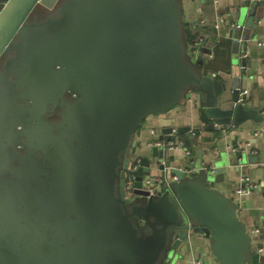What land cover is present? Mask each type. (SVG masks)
I'll return each mask as SVG.
<instances>
[{"label": "water", "instance_id": "obj_1", "mask_svg": "<svg viewBox=\"0 0 264 264\" xmlns=\"http://www.w3.org/2000/svg\"><path fill=\"white\" fill-rule=\"evenodd\" d=\"M82 3L0 0V151L6 159L0 165V264H54L57 258L63 264H175L193 234L211 240L212 253L220 264H264L261 244L249 235L236 203L212 187L225 181V167L234 163V157L242 159L244 149L224 153L213 172L201 168L204 152L200 150L193 176L172 166L170 151L163 152L158 146L152 145L150 155L132 154L135 134L147 117L169 112L191 96L199 102L198 114L206 123L194 130L235 132L246 122L258 125L264 121V103L245 93L244 77L241 80L232 68L222 78L206 72L212 50L209 45L190 44L182 0L111 1L112 15L121 21L118 44L122 66H128L125 77L130 74V58L133 63L144 59L151 62L137 69L144 77L139 80L144 91L156 88L159 80L164 87L167 78L175 95L138 109V125L123 140L103 129L99 141L77 162L76 188L63 210L48 207L56 199L61 174L74 171L61 158L67 146L81 143L77 140L72 145L76 135L69 132L67 136L69 118L84 101L81 91L103 96L98 80L90 85L83 82L84 69L90 67L92 75L98 76L107 68L113 38L102 27L89 34L84 46L86 65L81 68L76 60L65 63L46 58L39 28L56 12L74 13ZM263 11L264 0H231L227 27L234 45L252 39L250 32ZM237 54L234 67L241 62ZM50 65L61 73L55 80L56 90L61 89L57 96L49 87L41 93L36 89L40 70ZM121 85L130 96L135 94L134 82ZM172 130L166 128L155 141L167 143ZM189 131L186 128L177 134ZM19 154L33 158L29 175L19 172ZM163 159L170 168L167 173ZM136 160V179L127 193L125 173ZM173 174L179 181L170 187L163 186L152 196L144 189L146 177L170 179Z\"/></svg>", "mask_w": 264, "mask_h": 264}, {"label": "crops", "instance_id": "obj_2", "mask_svg": "<svg viewBox=\"0 0 264 264\" xmlns=\"http://www.w3.org/2000/svg\"><path fill=\"white\" fill-rule=\"evenodd\" d=\"M231 0H182L183 20L187 37L191 45L193 40L209 45L213 59L205 63L207 73L217 78L226 77L232 69L240 78L246 80L247 95L255 97L257 103H264V11L257 22L255 30H251V40L241 45H234L230 37L227 22L230 18L228 5ZM244 30H242V34ZM249 33V32H248ZM238 52L240 65L234 67L233 58ZM198 105V107L196 106ZM199 102L194 96L184 99L169 112L147 117L138 128L132 143L133 155H150L151 146L156 137L163 135V130L172 127L178 131L190 128L189 133L179 134L186 142L185 147L192 154L186 157L183 149L170 152L171 164L174 167H196L199 151L204 152L201 168H214L215 163L224 159V153L231 154L232 148L244 149L245 156L226 168L225 181L213 186L233 200L238 209L239 218L246 224L251 237L264 246V136L258 132L264 128L261 124L244 123L235 132L217 133L210 130H194L204 123L199 117ZM264 109V106L261 107ZM180 133V132H179ZM212 134V135H211ZM166 137V136H165ZM257 159H249V158ZM204 160V161H203ZM249 177L252 182L261 183L259 189L239 195L236 190L241 187L242 179ZM260 233H256L255 230ZM180 259L175 264H191L198 258L202 264H220L211 249V240L204 234H193L189 244L185 245ZM54 264H63L55 259Z\"/></svg>", "mask_w": 264, "mask_h": 264}, {"label": "rangeland", "instance_id": "obj_3", "mask_svg": "<svg viewBox=\"0 0 264 264\" xmlns=\"http://www.w3.org/2000/svg\"><path fill=\"white\" fill-rule=\"evenodd\" d=\"M111 1L115 0H108V2L107 0H84V3L76 6L74 13L56 12L53 14V19L45 21L39 28L40 44L43 55L46 58L50 61L57 60L65 63L70 60H76L81 68L86 65L84 61L86 58L84 46L89 34L93 33L97 27H102L103 29H109L113 38L107 68L106 66L103 67L101 74L98 76L92 75L93 72L90 67L84 69L83 82L87 83L89 81L88 84L90 85L94 79L98 80L104 89L103 96L86 94V91H81L84 95V101L67 123V136L69 132L76 135L71 141L72 145L75 142L77 143V140H80L81 143L77 146H67L66 155L61 158L62 161H68L74 171H65L61 174L56 199L48 204L50 209H58L57 211L59 212L63 210L65 202L70 200L72 189L75 190L76 188L78 160L81 163L84 156L93 147V144L99 141L101 134H103L102 130L112 131L116 133L118 138L123 140L125 137L132 135V130L137 127L135 125H138L136 121L141 113V110L138 109L147 108L148 105H152L155 101L166 100L169 96L174 97L175 95L167 78L164 87L162 86L163 81L159 80L156 83V88L152 87L150 92L144 91L145 87L143 88L139 82L144 77L139 75L137 71L138 68L151 65V62L147 63L144 59L138 63H133L130 58L129 80L125 77L128 66L125 63L122 66L121 46L118 44L122 36L119 29H117V24L121 21L120 18L112 15ZM131 17L133 16H129L130 19ZM110 21L114 22V24ZM139 55L145 56L142 51L139 52ZM52 67L50 65L48 68L40 70L37 77L39 89H36L37 92L41 93L42 89L45 90V88L49 87L53 95L57 96L61 89L56 90L55 80L59 79L56 77H60L61 73L55 72L56 68ZM113 78H115V85L113 84ZM128 81L137 84L134 87L135 94L131 96L126 92L125 87L121 85ZM117 83L120 84L117 85ZM66 98L69 99L70 97L66 95ZM5 123L7 126L11 125L10 121L7 122L5 120ZM0 124H3L1 119ZM19 155L17 157L21 162L19 172L29 175L32 170L33 158L29 157V155ZM5 164L6 159L0 151V165Z\"/></svg>", "mask_w": 264, "mask_h": 264}, {"label": "built area", "instance_id": "obj_4", "mask_svg": "<svg viewBox=\"0 0 264 264\" xmlns=\"http://www.w3.org/2000/svg\"><path fill=\"white\" fill-rule=\"evenodd\" d=\"M258 46H264V42H258L257 43ZM202 45V42L199 41H195L193 43V47H198ZM246 93V92H245ZM177 129L173 128L172 130V134L170 135V140L166 143V142H159V141H155L154 144L155 146H158L159 148H161L162 150L165 151H176L178 149H183L184 150V154L186 157H190L192 152L190 149L185 147V140L181 137H179V135L177 134ZM260 135L264 136V128H262L259 132ZM151 145V146H152ZM239 148H232V152L237 151ZM162 164H164V166L166 167V161L163 159L162 160ZM137 165H138V161H134L133 165L129 166L128 170L125 173V190L127 193H129V191L132 189L133 183L136 179V175H135V171L137 170ZM180 170L184 171L186 175L189 176H193L195 175V173L198 171V169H196V167H180ZM210 171H214L215 168H207ZM170 170V168H165L166 173ZM179 181V177L177 175H172L170 179H168L167 177H162V176H155V177H146V179L144 180V189L149 193L150 196L156 194L157 192L161 191L163 186H168L170 187V185L172 183H177ZM242 185L240 188H238L236 190V193L239 195L245 194L246 192H250V191H254L259 189L261 186H263L261 183L258 182H252L251 179L249 177H245L242 179ZM255 232L258 234L260 233V231L257 229L255 230ZM259 253H264V246H260L259 247ZM191 264H202V262L196 258L193 259Z\"/></svg>", "mask_w": 264, "mask_h": 264}, {"label": "flooded vegetation", "instance_id": "obj_5", "mask_svg": "<svg viewBox=\"0 0 264 264\" xmlns=\"http://www.w3.org/2000/svg\"><path fill=\"white\" fill-rule=\"evenodd\" d=\"M69 94H70L71 96H74V95H73L71 92H69ZM53 115H55V114H53V113H52L50 116H53ZM33 124H34V123H33ZM33 138H34V137H33ZM34 168H35V171H37V172L39 171V169H38V168H37V169H36V167H34ZM39 177H41V176L39 175ZM41 178H42V177H41ZM43 179H44V177H43ZM36 182H37V183H38V182H40V178H39V179H37V181H36Z\"/></svg>", "mask_w": 264, "mask_h": 264}, {"label": "trees", "instance_id": "obj_6", "mask_svg": "<svg viewBox=\"0 0 264 264\" xmlns=\"http://www.w3.org/2000/svg\"><path fill=\"white\" fill-rule=\"evenodd\" d=\"M193 43H194V40H193Z\"/></svg>", "mask_w": 264, "mask_h": 264}]
</instances>
